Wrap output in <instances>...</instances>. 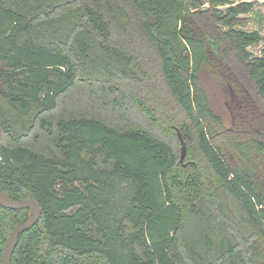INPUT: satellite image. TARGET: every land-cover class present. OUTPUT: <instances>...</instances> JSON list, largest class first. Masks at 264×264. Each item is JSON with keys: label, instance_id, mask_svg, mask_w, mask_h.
Wrapping results in <instances>:
<instances>
[{"label": "trees", "instance_id": "1", "mask_svg": "<svg viewBox=\"0 0 264 264\" xmlns=\"http://www.w3.org/2000/svg\"><path fill=\"white\" fill-rule=\"evenodd\" d=\"M252 6L0 0V131L15 142L0 141V190L22 188L42 209L10 264H264V47L254 56L259 32L233 28ZM151 57L167 103L143 99ZM74 87L77 101L98 98L122 125L47 120ZM134 105L155 127H179L186 166L130 121ZM37 122L59 155L19 143ZM25 218L0 206V264Z\"/></svg>", "mask_w": 264, "mask_h": 264}, {"label": "rangeland", "instance_id": "2", "mask_svg": "<svg viewBox=\"0 0 264 264\" xmlns=\"http://www.w3.org/2000/svg\"><path fill=\"white\" fill-rule=\"evenodd\" d=\"M239 1V0H235ZM253 6L252 9L246 14H240L239 19H237L233 25L235 29H242L246 31H258L261 40L257 43H254L248 47V50L254 55L259 56L261 50L264 47V0H252ZM150 67L149 77L145 82V93L144 100L151 102V104H162L169 101L168 92L166 86L162 81L157 68L152 60V57L148 61ZM82 90H76L75 87L72 89L71 93L66 96H62L58 99V103L51 110L43 113V116L49 120H55L60 117H70V116H88V117H97L103 119L111 125L121 126L122 118L118 117L116 113L110 111H105V107H102L98 98L94 100H79L77 101L75 96L77 92L79 93ZM215 110L222 114L224 120H227V104L222 103V101H217ZM134 107V108H133ZM130 109L129 119L133 122L135 126H141L143 128L151 130L154 135L158 138L169 143L173 149L177 152L178 158L180 157L181 144L176 137V130L171 128L164 127H155L153 122H150L146 118L140 116L141 110L135 105ZM226 126V125H225ZM179 129V127H177ZM167 129V130H166ZM180 131V129H179ZM181 132V131H180ZM52 135L46 129L41 127L38 122L33 129L28 131L25 135L18 138L21 145L31 147L36 151H39L46 155H59V148L52 142ZM184 139V138H183ZM186 146V155L188 151V143L184 140ZM1 143L3 145H15L14 140L8 132L2 133ZM186 156L182 164H186ZM96 165L107 168L106 161L102 158H96ZM186 166V165H185Z\"/></svg>", "mask_w": 264, "mask_h": 264}, {"label": "water", "instance_id": "3", "mask_svg": "<svg viewBox=\"0 0 264 264\" xmlns=\"http://www.w3.org/2000/svg\"><path fill=\"white\" fill-rule=\"evenodd\" d=\"M177 137L181 144V151L179 161L183 162L186 156V146L181 132L177 127H175ZM0 141H1V131H0ZM186 165L185 163L183 164ZM0 205L9 209H21L27 208V219L16 225L8 234L6 238L5 245L1 254V264H10L12 254L18 242V236L22 232L30 229L40 218L42 209L36 199L29 193H26L23 199L14 200L6 192L0 191Z\"/></svg>", "mask_w": 264, "mask_h": 264}, {"label": "flooded vegetation", "instance_id": "4", "mask_svg": "<svg viewBox=\"0 0 264 264\" xmlns=\"http://www.w3.org/2000/svg\"><path fill=\"white\" fill-rule=\"evenodd\" d=\"M1 191V190H0ZM2 192H6V193H8L9 195H10V197L11 198H13L14 200H19V199H23L24 197H25V195H26V193H28V191H25L24 189H20L19 190V196L16 194V193H13L12 192V190H10V189H8V190H2ZM15 192V191H14ZM30 194V193H29ZM37 201V200H36ZM40 205V204H39ZM1 206V205H0ZM2 208H4V209H8V210H11V211H25V215H26V218L24 219V220H22L21 222H18V223H16L14 226H13V228L16 226V225H18V224H20V223H22V222H24L26 219H27V208H21V209H9V208H5V207H3V206H1ZM41 217V216H40ZM39 220H40V218L38 219V221L36 222V223H38L39 222ZM35 223V224H36ZM34 224V225H35ZM33 225V226H34ZM12 228V229H13ZM11 229V230H12ZM10 230V231H11ZM9 231V232H10ZM9 234V233H8ZM20 235V234H19ZM8 236V235H7ZM7 238V237H6ZM6 242V241H5Z\"/></svg>", "mask_w": 264, "mask_h": 264}]
</instances>
